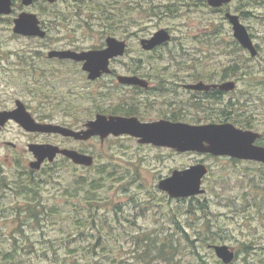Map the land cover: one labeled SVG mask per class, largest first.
Returning a JSON list of instances; mask_svg holds the SVG:
<instances>
[{"label":"rangeland","instance_id":"1","mask_svg":"<svg viewBox=\"0 0 264 264\" xmlns=\"http://www.w3.org/2000/svg\"><path fill=\"white\" fill-rule=\"evenodd\" d=\"M183 2L191 4L187 7ZM167 3L175 5L173 10L177 8V12L148 14L154 5L158 10ZM98 6L106 7L107 12L100 15ZM225 11L240 16L259 46L255 58H250L246 50H233L235 39ZM40 18L45 19L49 30L46 41L12 38L0 24V58H8L0 63V89L23 100L32 114L41 118L81 125L94 117L97 107L108 110L120 98L106 88L103 79H87L78 63L50 62L43 54L51 46L85 50L102 46L107 35L128 40L127 51L120 58H152L159 73H171V66L176 71L190 70L195 63L202 73L217 75L240 56L256 71L247 81L264 77V0H231L220 10L211 9L202 0H57ZM105 25L113 28L104 30ZM160 28L171 30V42L146 53L140 39L150 37ZM11 48H16V54L8 57L5 51ZM112 65L123 66L120 61ZM239 87L243 89L245 85ZM245 99L248 104L243 107L244 114H256V124L261 122L256 128L264 133V88L255 87ZM97 109L100 111L96 113L108 114ZM13 129L6 136L17 145L15 174L0 178V207L5 208L0 212V216L4 214L0 217V229L5 249L14 237L26 244L25 250L18 252L23 254L25 264H70L74 260L77 264H161L142 260L141 245L136 250L134 237L153 238L163 245L170 256L166 264H222L212 247L216 243L226 244L237 253L233 264H264L263 164L179 152L123 135L103 140L96 136L89 142L72 144L94 156L93 166H77L59 157L55 161L59 167L51 170L46 163L34 173L44 179L39 194L42 204L56 206L59 213L44 214L38 223H29L23 209L27 203L12 188L23 182L19 173L24 164L21 160L27 159L28 163L33 158L28 159L27 155L20 159L29 136L17 126ZM198 161L208 168L202 179L205 191L198 198L176 199L158 189L160 179ZM100 166L108 168L104 174L99 173ZM84 176L90 181L100 179L103 186L92 191L85 186L77 189L75 181ZM15 180L19 183L15 184ZM8 183L9 188L5 186ZM204 203L207 210L203 213L198 207ZM17 208H21L18 222L25 215L24 233L14 231ZM91 219L100 234L90 225ZM77 222L81 228H77ZM205 222L209 224L208 230L200 228ZM184 223L191 226L184 230ZM195 229L204 230L197 236ZM181 233H186L192 242L185 241ZM97 235L100 240H96ZM173 241L179 242L176 250L167 246V242ZM243 245L247 246L246 252Z\"/></svg>","mask_w":264,"mask_h":264},{"label":"flooded vegetation","instance_id":"2","mask_svg":"<svg viewBox=\"0 0 264 264\" xmlns=\"http://www.w3.org/2000/svg\"><path fill=\"white\" fill-rule=\"evenodd\" d=\"M55 1L49 2L47 0H33L31 4L26 5L23 3V0H10L8 6L10 9L9 12H0V24L2 25L4 30L10 32V36H12V38H37L40 41H46L48 38L49 30L46 24H44L45 19L40 18V15H44L47 9L52 6ZM202 2L204 4H208L207 0H202ZM3 8L4 7H2V9ZM213 8H215L216 10H220V7ZM155 9L156 8L154 5L148 10V14L156 16L157 14L153 12V10ZM23 12L36 14L39 27L45 31L44 37L25 35L21 33H16L14 31L15 20ZM168 32L170 33L172 39L173 35L171 34V30L168 29ZM108 36L114 35H107L105 39ZM105 39L102 46H93L92 48H88L86 50L104 48V46L106 45ZM118 39L124 40L126 42V46H128L127 39ZM166 44H163L151 50H143L146 53L148 52L150 54L151 52L156 51V49ZM53 49H72L77 51L85 50L73 48H56L54 46H51L50 48L43 51V54L47 55V53ZM5 53L8 55V57L9 55H15L16 48L7 49ZM0 55H3V52ZM7 59L0 58V63ZM47 59L50 60V62L54 61L57 63H62V61H72L81 65V69L83 70L82 61H76L72 59H61L57 57L49 58L48 56ZM115 61H120L123 65L122 68L113 67L112 63ZM108 67L110 70L109 72L102 73L95 79H89L88 73L83 70V72L87 76V79L91 81H98L103 79L105 81L106 88H108L111 92H114L115 95H120V98H117L115 100L116 102H113V104L108 106V108L116 110L118 107H123L127 109V113H123L120 110H117L118 113L111 112L107 115L136 117L140 122H153L160 119H165L170 120L172 122H183L189 125H204L209 123L219 124L229 122L238 128L251 129L253 131H258L256 127L261 124L260 121L258 122L259 124H256L257 115L254 113H252V115H249V124H245V122H243L242 120H245L247 115L244 114L245 111H242V109L239 108V103L237 100L241 99V101H243V99H245L246 97L251 96L255 87L264 88V84L259 83L262 78L257 82L256 80L247 81L248 77H252L253 74H242L232 76H226L221 73L217 75L208 73L204 74L202 73V71H200L201 68H195V63H192V65L190 66V70L176 71L175 68L172 69L171 66V73H159L156 70L158 69V67H156L152 63V58L145 59L143 57L131 58L128 60L122 59L120 57L112 58L109 61ZM120 75L135 76L143 80L144 84L121 83L118 80V77ZM224 82H232L233 87L228 90L220 88V85ZM240 82H242V84ZM197 84H202V88L198 89L190 87L192 85ZM239 85H245V87L242 89L239 87ZM205 86L208 87L205 88ZM17 101H22L26 110L38 122L60 124L76 130L83 129L85 127L86 122L81 125H78L76 123L70 124L64 121H55L54 119L34 116L23 100H21L20 98H16L15 96L10 97L9 93H7L4 89H0V113L9 116V113L17 108ZM258 102H260V99L258 100ZM228 107L230 108L228 109ZM225 108L227 109L226 111ZM94 114L96 115L97 113L95 112ZM208 114L214 115L209 116ZM8 116L5 120H0V149H2V151H0L3 153L0 154V178L11 177L13 174H15L13 167L16 163L15 152L17 149V145L13 140L9 139L8 136H6V132L13 131V127L15 126L21 129L24 134L29 136L26 142V148L23 150L24 153H21L20 159H23V157L25 156L27 157V155L28 159L31 156L33 158L32 152H30L27 148L28 145L31 143L53 144L59 146L60 148L68 147L71 149H76L80 152L89 153L88 151H85L84 149L76 147L72 144L73 142H89L96 137L94 136L87 140H77L72 137L63 136L59 133H46L38 131L30 132L25 130L12 117ZM240 117H242V120H239ZM240 122H243V124ZM258 132L261 135L255 141V144L264 146V133H261L262 131L260 130ZM123 136L137 140V138L128 134H123ZM204 154L212 156L209 153ZM59 157L61 159H66L63 155L58 154L55 160ZM228 158L232 159L231 157ZM21 161L22 163L24 161V164H22V168L19 169V173L22 177H24V181H28L30 173L33 170L30 167L31 159L28 161V163L27 159ZM46 163H48L47 159L43 162L42 166L39 169H36L34 171H41L43 165H45ZM6 187L9 188L10 183H8Z\"/></svg>","mask_w":264,"mask_h":264},{"label":"water","instance_id":"3","mask_svg":"<svg viewBox=\"0 0 264 264\" xmlns=\"http://www.w3.org/2000/svg\"><path fill=\"white\" fill-rule=\"evenodd\" d=\"M33 0H23L29 5ZM54 2L55 0H47ZM209 5L219 7L231 0H207ZM10 0H0V12H9ZM2 7H4L2 9ZM225 17L230 23L234 38L238 43L248 50L252 57L256 56L257 48L248 32L247 27L240 21L239 15L226 12ZM14 31L31 36L44 37L45 31L38 25L36 14L23 12L15 20ZM170 33L165 28L156 30L150 37L140 39V45L144 50H151L156 46L170 40ZM105 46L101 49H90L77 51L72 49L50 50L48 57L69 58L82 61V68L88 73L89 79H95L102 73L109 72V61L112 58L122 56L126 51V42L114 36L105 39ZM119 82L127 84H144V81L135 77L120 75ZM202 84L192 85V88H202ZM208 86H205L207 88ZM232 82H224L220 88L231 89ZM8 115L0 113L3 121ZM25 130L30 132L59 133L63 136L72 137L77 140H87L98 136L101 140L109 135L118 136L128 134L139 143L165 146L179 152L197 151L209 153L216 156H229L243 160H255L264 164V146L255 144L260 137L259 132L251 129L238 128L232 123H209L204 125H189L183 122H172L160 119L153 122H140L136 117H125L121 115H106L98 113L94 118L85 123L83 129H73L68 126L41 123L26 110L22 101H17V108L9 113ZM28 150L33 154L30 167L40 168L47 159L52 162L57 154H62L72 160L73 163L90 166L94 162L92 155L79 152L76 149L60 148L53 144L31 143ZM208 168L203 163L191 164L184 169H175L170 176L159 180L157 186L174 198L188 197L204 192L202 178ZM216 256L224 263L233 262L235 253L226 244L212 245Z\"/></svg>","mask_w":264,"mask_h":264},{"label":"trees","instance_id":"4","mask_svg":"<svg viewBox=\"0 0 264 264\" xmlns=\"http://www.w3.org/2000/svg\"><path fill=\"white\" fill-rule=\"evenodd\" d=\"M190 4L191 3H188V4L184 3V5L187 7L190 6ZM173 6H175V5H173V4L171 5V4L167 3V4H164L162 8H159L158 10L157 9L153 10V12L156 13L157 15L160 13H167V12L175 13V12H177V10H176L177 8L175 10H173L174 9ZM207 6H209V5L207 4ZM97 9H98L100 15L107 12L106 7L98 6ZM211 9H215V8L211 7ZM121 10H123V9H121ZM108 12H109V10H108ZM243 14H245V13L243 12L242 15ZM112 28L113 27L111 25H109V26L105 25L103 27L104 30L109 29L107 31H111ZM232 45H233V50H235L238 53L240 51L244 50L236 40H232ZM256 47H257V49L259 48V46H257V45H256ZM239 57L240 56H237V58H236L238 60L232 61L227 66L223 67L221 70V74L226 75V76L242 75V74L252 75L253 73L256 72L255 70L251 69V65H249L248 63H246L243 60H240ZM250 58H253V57H250ZM259 83L264 84V77L260 80ZM237 100L239 103V108L244 111L243 107H246V104H248V101L246 99H243V101H241V99H237ZM101 107H103V106H100L97 108H100L101 110L106 111L108 113H111V112L112 113H118L117 110H120L123 113H127V109L123 108V107H118L116 110H114L112 108H108V110H104ZM97 108L95 109V112L97 110L100 111ZM229 108L230 107H228V109ZM226 110L227 109L225 108V111ZM242 121L245 122V124H249V122H250L249 115H247L245 120H242ZM243 122H240V123L243 124ZM85 151H87V150H85ZM63 160L67 161L66 159H63ZM55 161L56 160H54L52 163H48L47 167L51 168V170H54V168H53L54 166H56V168L59 167V165ZM232 161H235V160L233 159ZM100 167H101V169L99 170L100 174H104L108 169L107 167H104V166H100ZM35 172L36 171L32 170V172L30 173L28 181L23 180V182L18 184L19 181L15 180L14 183L18 184L16 186L18 188H16V187L13 188V190H15L16 194L23 195V198L27 203L23 209L27 215V219H25V220L26 221L28 220L29 223H38L40 220V217H42L44 214H47V215L53 214L54 215V214L59 213V210L57 209L56 206H53V205L48 206V205L42 204L39 194L41 193L40 192L41 191L40 186H41V183L44 182V179L43 178L39 179V178L35 177V175H34ZM102 179L103 178H101V180ZM75 186H77V189H79V188L81 189L84 186L88 187V188L91 187L92 188L91 191H92L94 188H98V187L103 186V184L100 183V179H98V180L93 179L92 181H90L87 177L84 176V177H80L78 181H75ZM255 187L259 188L258 185H255ZM195 198H198V197L192 196V197H190V200H194ZM91 200L99 203L98 199L92 198ZM198 208L200 211H202L204 213L207 210V205H205V203H204ZM0 210H1L0 212H3L5 210V208L0 207ZM14 212H15V216H16L14 231L19 232V233H24V225H23L24 223L23 222H24V216L25 215L22 214L23 221L18 222V219H20V217H21V208H17ZM190 212L191 211H189L188 214ZM3 215L4 214H2L0 217L2 218ZM91 222H92V224H90V225H92V228L97 229L98 233L100 234L99 228L97 227V225L94 226L95 221L91 219ZM174 222H176L175 224L177 226L176 227L177 233H180L178 230V228L180 227L179 223H177V221L175 219H174ZM206 222L202 223L200 228L204 227V228H206V230H208L209 224ZM187 226L190 227L191 224L190 223H186V224L184 223V230H186V228H188ZM81 227H82L81 223L77 222V228H81ZM197 228H199V227H197ZM203 230L204 229H202V230L195 229L194 232L196 233L197 236H199L203 232ZM181 232H184V231H181ZM10 234L12 235L11 232H10ZM83 234H81V235L77 234V235L79 236V238H82ZM181 236L185 241L192 242V240L190 239V237H188V235L186 233H181ZM2 239H3V230L0 229V246H1V248H0V264H25V261L22 259V256H21L23 254H19L18 252L20 250H25L24 246L26 244L16 241V237H14V239H12V241H11L10 247L8 249H5L3 247L4 240H2ZM96 240H100L99 235L96 236ZM178 243H179L178 241H173V242H169V243L167 242V246L169 248L172 247L176 250V248L179 245ZM133 245L136 246V250H138V248H139L138 246L141 245V247H140L142 249L141 259L144 261L151 259V261L155 260L161 264H166L170 261V259H169L170 256H168V253L166 254L164 252V246L161 244H158V242L156 240H154L153 238L149 239L146 237V238L140 239V238L134 237ZM245 246L243 245L245 252H246L248 249H247V246L246 247ZM236 255H237V253H236ZM138 256H139V253H138ZM161 259H162V261H160ZM70 264H77V261L74 260L73 263L71 262ZM230 264H233V263H230Z\"/></svg>","mask_w":264,"mask_h":264}]
</instances>
